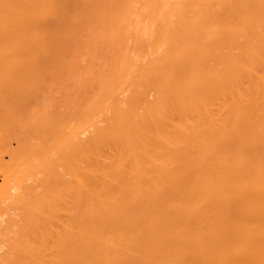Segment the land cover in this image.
Returning a JSON list of instances; mask_svg holds the SVG:
<instances>
[{
	"label": "bare ground",
	"instance_id": "6f19581e",
	"mask_svg": "<svg viewBox=\"0 0 264 264\" xmlns=\"http://www.w3.org/2000/svg\"><path fill=\"white\" fill-rule=\"evenodd\" d=\"M3 122L49 134L44 264H264V0H0Z\"/></svg>",
	"mask_w": 264,
	"mask_h": 264
},
{
	"label": "rangeland",
	"instance_id": "374dc122",
	"mask_svg": "<svg viewBox=\"0 0 264 264\" xmlns=\"http://www.w3.org/2000/svg\"><path fill=\"white\" fill-rule=\"evenodd\" d=\"M48 137V131L37 122L0 123V138L6 140L4 143L5 147L15 149L21 155L20 157H22L12 160L9 155H4L0 160V169L6 168L13 161H19L28 165L24 176L19 174L16 177V179L23 181L18 182L17 186L15 184L9 191L3 190L5 189L4 178L0 172V264H10V259L7 255L9 254L7 250L8 246H6L8 241H5V237L11 233V227H9L10 221L13 222L12 226L18 224L21 226V228L19 227V230L22 229L21 231L17 230V226L14 227L20 233H17V235L24 237L22 240L20 239L21 244L23 239H25V243L27 242V244L23 242L22 248L26 246L28 249V253L23 252V249H19L20 252L18 251L17 255L19 258H16L17 262L15 264L46 263L44 261L47 260L48 255L44 247V234L45 232H48L47 234H51L52 232L50 224H52L53 219V184L52 180H50V185L45 191V185L41 181L44 168L40 165V162L44 155L49 153ZM19 141L25 143V148L19 149ZM47 190L49 201L46 204L43 202L42 197ZM20 191L24 192L23 199L15 205L8 197L14 196ZM4 224H6L5 227ZM15 228L13 231H15ZM12 233H16V231ZM23 233L27 236H23Z\"/></svg>",
	"mask_w": 264,
	"mask_h": 264
}]
</instances>
